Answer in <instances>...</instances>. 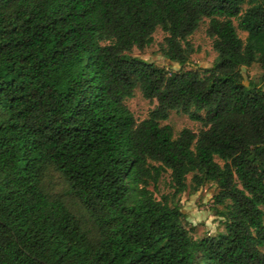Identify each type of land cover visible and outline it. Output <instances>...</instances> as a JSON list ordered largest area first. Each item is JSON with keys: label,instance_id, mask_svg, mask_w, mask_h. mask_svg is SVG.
<instances>
[{"label": "trees", "instance_id": "16d2710c", "mask_svg": "<svg viewBox=\"0 0 264 264\" xmlns=\"http://www.w3.org/2000/svg\"><path fill=\"white\" fill-rule=\"evenodd\" d=\"M204 19L216 57L184 70ZM158 28L178 70L126 54ZM254 64L264 74V1L0 0V264H264V91L242 75ZM135 90L156 102L139 123ZM172 111L202 129L174 137ZM207 184L225 231L194 239L180 195Z\"/></svg>", "mask_w": 264, "mask_h": 264}, {"label": "rangeland", "instance_id": "374dc122", "mask_svg": "<svg viewBox=\"0 0 264 264\" xmlns=\"http://www.w3.org/2000/svg\"><path fill=\"white\" fill-rule=\"evenodd\" d=\"M246 8L247 6L245 5L243 9ZM207 23L208 21L204 19L193 35L188 38L189 43L194 49V53L191 54L190 61L188 65L184 67V70L207 68L212 65L216 57V53L212 48V41L206 34ZM237 33L242 40L245 39L246 33L239 30H237ZM152 37L153 42L150 46L143 50L133 48L126 54L151 62L167 70H178L179 66L177 64L170 63L161 55L160 47L163 44L166 34L158 28ZM242 75L246 85L251 82L264 91V74L258 65L254 64L250 68H243ZM125 105L133 114L136 122L139 123L148 117V114L156 107V102L144 99L139 90H135L133 97L126 100ZM161 125L170 126L174 137L183 129H188L195 134L202 129L200 123L194 122L190 120L187 115L176 111L170 112L168 119L162 122ZM189 180L190 177H188V183ZM48 185L56 196H61V198L65 200L71 210L82 219L83 222L86 221V216L82 207L72 196L68 195L66 187L56 175L48 179ZM150 189L153 190L152 187H150ZM171 192L169 172H167L160 179L156 189H154V195L157 200H160L161 196L168 195ZM216 193L217 189L215 185L207 184L196 193H190L187 190L180 195L179 205L182 213L185 215L183 223L190 236L194 239H200L206 236H217L225 231L223 220L217 215V211H220L222 207L214 205L213 196Z\"/></svg>", "mask_w": 264, "mask_h": 264}]
</instances>
